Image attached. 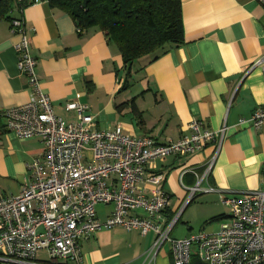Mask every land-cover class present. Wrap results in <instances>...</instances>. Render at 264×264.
I'll list each match as a JSON object with an SVG mask.
<instances>
[{
	"label": "crops",
	"instance_id": "1",
	"mask_svg": "<svg viewBox=\"0 0 264 264\" xmlns=\"http://www.w3.org/2000/svg\"><path fill=\"white\" fill-rule=\"evenodd\" d=\"M181 2L185 43L156 59L139 60L128 78L122 56L105 32L95 27L80 34L73 18L46 0L23 10L15 3L9 16L25 23L42 89L59 117L75 122L65 105L79 102L95 117L98 130L122 125L125 134L149 136L160 144L188 135L193 120L214 131L226 124L222 149L201 187L227 196L259 190L264 186V129L239 122L264 108V72L255 67L264 58V0ZM19 41L10 21L0 20V196L8 198L20 195L30 179L29 165L45 150L39 139H21L6 128L4 112L26 104L32 92L17 67ZM213 155L210 147L147 166L140 190L152 197L157 186L147 179L164 174L162 190L170 203L162 219L184 224L176 238L175 225L173 239L215 234L229 221L221 193L202 191L189 201ZM113 208L99 205L98 217L105 220ZM155 239L152 233L143 237L121 227L101 230L81 241V264H174L170 243L149 256ZM38 261H48L46 251ZM190 264L205 263L194 256Z\"/></svg>",
	"mask_w": 264,
	"mask_h": 264
},
{
	"label": "built area",
	"instance_id": "2",
	"mask_svg": "<svg viewBox=\"0 0 264 264\" xmlns=\"http://www.w3.org/2000/svg\"><path fill=\"white\" fill-rule=\"evenodd\" d=\"M23 10L38 0H15ZM25 6V7H24ZM11 33L20 37L15 49L17 67L31 86L29 101L4 112L6 128L21 139H39L43 154L29 165L30 179L17 197L0 196V263L81 264V241L104 229L124 228L141 236H156L149 256H156L164 244L172 246L174 264H190L197 256L205 264H264V186L242 196H227L201 187L222 149L227 125L214 131L200 120L189 124L188 135L160 144L152 137L124 133L122 125L100 131L86 105L68 102L75 122L59 117L42 89L37 59L31 54L23 19L14 18ZM264 72V58L255 64ZM264 129V108L258 109L240 126ZM214 155L189 201L199 192H219L229 208V221L218 233H198L173 239L177 218L162 219L170 197L162 190L166 176L156 174L147 181L157 186L152 197L140 190L147 166L165 157L194 155L207 148ZM91 153V157L89 154ZM99 205H113L105 219L98 217ZM46 251L47 262L38 255Z\"/></svg>",
	"mask_w": 264,
	"mask_h": 264
},
{
	"label": "trees",
	"instance_id": "3",
	"mask_svg": "<svg viewBox=\"0 0 264 264\" xmlns=\"http://www.w3.org/2000/svg\"><path fill=\"white\" fill-rule=\"evenodd\" d=\"M46 1L52 8L69 14L80 34L95 27L105 32L122 56L127 78L139 60L147 56L156 59L185 43L181 0ZM15 3L0 0V20L14 19L9 12Z\"/></svg>",
	"mask_w": 264,
	"mask_h": 264
},
{
	"label": "rangeland",
	"instance_id": "4",
	"mask_svg": "<svg viewBox=\"0 0 264 264\" xmlns=\"http://www.w3.org/2000/svg\"><path fill=\"white\" fill-rule=\"evenodd\" d=\"M89 156L91 157V153L89 154ZM184 230V224L183 222H179L177 225H176V228L174 230V232L172 233V237H178V235L180 234V232ZM195 231H200L198 229H195ZM207 231V229L205 230ZM199 233V232H198Z\"/></svg>",
	"mask_w": 264,
	"mask_h": 264
}]
</instances>
